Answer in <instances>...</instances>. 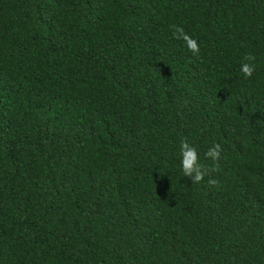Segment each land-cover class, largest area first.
Wrapping results in <instances>:
<instances>
[{"label":"trees","instance_id":"obj_1","mask_svg":"<svg viewBox=\"0 0 264 264\" xmlns=\"http://www.w3.org/2000/svg\"><path fill=\"white\" fill-rule=\"evenodd\" d=\"M0 264H264V0H0Z\"/></svg>","mask_w":264,"mask_h":264},{"label":"clouds","instance_id":"obj_2","mask_svg":"<svg viewBox=\"0 0 264 264\" xmlns=\"http://www.w3.org/2000/svg\"><path fill=\"white\" fill-rule=\"evenodd\" d=\"M173 38L177 40H182L188 51L193 56H199L200 54V45L199 42L194 39L191 35L185 32L182 26L173 25ZM256 57L251 53L243 57L241 63L240 71L243 74L244 78H251L256 71V64L254 63ZM222 145L220 143H214L205 153L206 158H210L213 162H218L222 155ZM181 152V165L183 177L190 179L192 184H199L204 181L206 175H209L210 172L217 171L216 167L208 168L205 167L200 162V155L197 148L187 142L186 140L181 143L180 146ZM209 184H216L217 181L214 179L208 180Z\"/></svg>","mask_w":264,"mask_h":264}]
</instances>
